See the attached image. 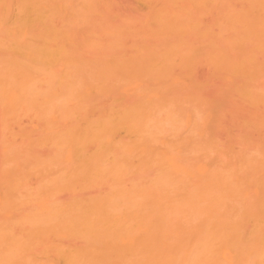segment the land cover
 Returning a JSON list of instances; mask_svg holds the SVG:
<instances>
[{
	"label": "rangeland",
	"instance_id": "obj_1",
	"mask_svg": "<svg viewBox=\"0 0 264 264\" xmlns=\"http://www.w3.org/2000/svg\"><path fill=\"white\" fill-rule=\"evenodd\" d=\"M12 1L13 0H10V2H8V6L10 5L9 3H11L10 9L8 8L9 9L8 10L9 14H8L7 17H9V18L11 17V13H12V16H15V13L13 15V11L15 12L18 2L19 1L22 2L24 0H14L13 3H12ZM205 1H207V0H205ZM220 1L223 3V0H220ZM220 1L217 0V4H216L217 6H215L216 10L213 9L214 7H212V5L210 6L209 3H207V4H209L207 6L208 7L210 6V9L204 10L206 8H204V6L202 5L203 4V0H180V1L179 0H177V1L176 0L175 1H173V0L172 1L171 0H64V2H66V3H64L63 0H59V1H56L54 3L55 5L53 4L54 7L56 6V3H58V5H59V7H57V6L55 7L56 10L54 11V15H53V13H51L53 15L52 16L53 19L50 18L51 14H50L49 11H51V10L53 11L54 9H49V7H48L47 15L49 13L48 17L50 19H52V21H55L54 23H56V20H57L59 14H61V16H63V18L60 16V19L61 18L63 20L66 19L65 21H63L61 19V21H63L62 23H61L60 20H59L60 23L57 21L59 23V25H60V28H61L59 31H58V29H59L58 23H57L58 26L56 25V27H53V26H55V24L52 23V25H51L50 24L51 20H48V22H50V23H48V25L52 26V28H54L57 31L56 34H58L60 31H64L62 33H65L66 31L69 32V33L66 32L67 36L65 35L67 37V39H66V37L64 35L62 36V34L60 33V36H62L63 38L65 37V39H66V41H64L65 43H62L63 40H64L63 38L59 39V41H61L62 45L58 44L60 42L58 41V39L56 37L57 36L59 37V35H55V33H51V36H52V34H54L56 36L55 38L52 36L53 40L56 39L54 41L55 43L52 41L54 45L52 43H51L52 45H50V42H51L50 40L52 39V37L49 39L50 35H48V37L46 39L49 42H46L45 46H47V43H49V45H50V46L48 45L49 46L48 49L53 51V49H51V48H53L55 46V44H56L57 48L56 47L54 48V52H57L58 49L60 50L61 49L60 47H62V48L64 47L65 51H64V49L60 50L61 52L62 51L64 52L63 56L61 57L62 59H60V56H61L62 53H60V51L58 50L59 51V57L58 58H59L60 61L58 59H56V62L58 61L60 63L59 64L57 63V65H53V66L50 65V63L52 64V61H50V60L54 61V59H53L54 57L53 56L51 58L49 57L50 60H48V62L46 61L48 58L45 59V57H48V55H52L51 51L48 54L47 53H43V55L41 53H39V51H42L44 49V46L43 47H41L40 45L37 46V43H36L35 40L37 38V40L40 39L41 42H42V40L46 38L44 35H42V37H41V35L36 36L37 34H39V32L37 33V31H35L36 34L33 32L34 35H31V36L30 35H26L25 37H19V39L21 40L22 43H24L26 41H27L28 44H29V42H31V44L33 43V45H35V46L32 45V47H35V50H36V47H37V50L39 49V51L36 53V54L39 53L38 56L36 54H34V55L37 56V57H41V55H42L41 58L45 59V61H46L45 63H49V61H50L49 65H48V64L44 63V60L43 61H39V59L38 60L36 59L37 61H39L38 63L43 62V64L40 63V65H45L46 66V69H43V67H41L42 70L41 69L40 70L42 72L41 71L40 72L41 73L45 72L43 77L44 78L47 77V78L50 79V80H47V78H46V80H45V81L48 82V84L52 85V80H53V83H55L54 85H57V83H58V81L60 79H61L60 81L63 80L62 82L65 81V83H67L66 77L68 75L66 76V74L70 73L69 75L73 76V74H75L76 71H77V73L74 75L75 80L73 78L70 79V80L71 81L74 80L73 85L75 83L78 84L77 86L80 89L79 91L82 92L83 94L85 92V95H87L88 98H86V96H85V98H83L84 95H81L83 99H87L86 102H84L83 105H82L80 102H83L84 100L83 101H81V100L79 101V99H76L77 95L79 96V94L76 93V90L78 91V88L76 90L73 89L75 91L67 90L68 91L67 92V96H72L71 92H72V94H73V92H75V94H77V95L73 94V100L74 101L71 99L72 97L70 98V97L66 96L67 97L66 99L70 98V100H69L70 102L68 100H66L67 102L64 101L65 99L62 100V101H64V104H66V106L64 105V107L62 106L63 103L60 102L62 104L60 105L59 108L63 107V109H65L66 112H68L66 117H63L62 110H60L59 108L58 109L61 111V113L58 114V113L55 112L57 110V109L55 110V108H56V106L58 104L55 106V108H54V104H55L54 102H51L52 104L54 103L53 107H52V104H51V106L46 105L51 100L53 101L52 95L58 94V93L61 94V91H62V95L64 94L62 86L65 85V83L63 84L62 82L58 83V85H57L58 87H56V86L53 87V85H52V87L54 88L53 92H52L51 86L49 85L50 86V90L52 92L51 96H50V92L45 90V91H47L49 93L48 94L47 92L45 93V91H44L43 97H46L45 96V94H46L47 96L49 95V98H50V99L47 98V101H46L45 98H43L44 102H46V103H44V106H43V104L39 103V102L43 103L42 99H38L40 101L36 100L37 98L42 97V95L40 96V94H41L40 91L38 92V90H40L41 88H39V86H38V89H36V92H38V93L34 92V96H33V102L36 101L35 102L36 104L33 103V108H35V109H33V112L35 114L33 112L24 113L25 111H22L20 106H19V104L18 103L17 104L14 103L13 100L10 98V96L9 97H5V96H8V94H6L5 91L8 92L7 88H9V86H11V83H12L14 78H16V79L18 77L20 78V73L21 72L16 74L17 77H16V75H12L11 74L14 71L13 69H11V67L13 66L14 68H16L15 66L17 65L16 62H15L16 65L12 64V61H14L12 59H13L14 55L17 54L18 52L16 51L17 49L16 50L14 49V47H16V46H14V47L11 46V43L13 45H15L17 43V39H16V42H15V38L16 37L12 35L13 38L10 37L8 39V37L6 36L7 34L4 35V34L0 33V42H1V44H0V66H1L0 69L2 67H4V68L1 69L2 71L3 70L4 71L3 72L0 71L1 72L0 76H1V74L3 75V73L5 72V68L9 69L7 67L10 66V69L12 70V72H9L10 70L9 71L6 70L7 72H5L6 74H4V76L6 75L5 77H7L8 74L10 73L12 75L11 78H13L10 83H8L9 80L5 79V77H4V80H3V76H2V79H0V81L3 80V82H0V85H1V83L2 84L5 83L7 85L10 84L7 87H4L6 85H1L0 86V88H1L0 90H1V93H2V95L0 94V97H1L0 98V102H1V105H0V108H1V111H0V167L3 168L2 165L3 166L7 165V164L4 163V162L7 163V161L10 164V162H12V160L16 157L15 154H17L16 158H18V161H17V166L18 167H16V169L13 170V166H11L12 170L15 172L16 175H13L14 172H11L12 171V170H10L11 168L7 165L8 169L4 170V169L0 168V171L1 170L5 171V174H4V172H1L3 174L0 173V177H2V178L3 177H5V178L7 177L6 179L9 180L8 182L9 183L10 182L13 183L14 180H16L13 176H15V177L19 176L18 173L21 174L20 171H23L25 176L28 178V182L29 183L27 182V186H28V184H30L32 187H34L36 185L38 187L39 184H41V182L46 184L47 181H50L52 179L55 180L56 178L59 179V178L62 177L61 180L64 178L63 179L64 181L63 180L61 181V180H58V179L56 181L57 185L59 184L58 186L53 187V185L56 183V182L54 183L53 180L49 182V183H51L53 188H50L51 185H49V188L47 187L48 185L44 184L46 186V188H45L44 185H40V189H43V191H44V188H45L46 192H50V193L54 192L53 193V198L55 200L59 201V203H63V202L66 203L69 200L71 201L72 199H77V198L81 199V200H86L88 198L90 199V198H93V197H94V199H104V195H105V197H107L106 195H107L108 192H109V195H110V191L111 190H113L112 194H115V193L117 194L118 193L117 192L118 188L120 189L121 192H123L122 190L126 191L124 194H126L128 196L130 195L131 199H130V196L128 198L132 201L133 200L132 199L133 195H131L130 193L127 194V192H131L132 194H136L137 192L134 193L135 191H141L142 192V190L145 191V190L148 189L147 192L149 191L151 194L149 192H148L149 194H146L147 192L145 194L147 196L148 195H152L153 198L151 196H148L150 198H147V196L145 197V194L143 195V198H142V194L136 196V198H139L141 196V198L144 200L143 201L140 198V201H141V204H140L139 203V199H137V202H138L139 205L143 206V203L144 202L146 203V204H144V207H140L138 209L141 210L142 208L145 209V207L148 208V206H146V205H148L147 201H149V203H150L151 200L153 199L152 201H154V202L151 203L152 206L149 205L150 209L148 208V210L154 209L155 211H158V209L160 207H162V208L165 207L166 208L167 205H168L167 209L169 208V206H171L170 208H172L174 205L169 204V201H170V203H172V202L175 203L176 200H178V199L180 201L182 200L181 197L183 198V196H179V193L180 194L183 193L181 191L185 190V188H187V187H185V185L186 186L189 185V184H187V181L189 183L188 177H189V179H193V176L191 174L192 171H191V173L189 171V169L191 168V165H192L191 163L194 162V161H192L193 159L191 160V158L194 157L193 153L192 152H191V154L189 153L190 150L192 151V149L190 147V146H192L191 142L192 141L193 142L197 141V143L198 142L200 143L201 141H205V140H207L208 137H210V139H211L210 142H212L211 143V146H212V160L211 161L212 162H208V163H211L210 165H211L212 170L216 171L218 174H221L226 179L228 178L229 183L233 182V180L235 181V183L238 182L237 184H235L233 182L234 185H233V187L231 186L230 188H234L232 190H235L237 188L236 191H238V190H242V191L244 190L245 191V192L244 191L242 192L243 194L241 193V191H239V194H242L241 195L242 197H240V199L241 198H243V200L246 199L247 202H248V201H251V200H248L250 195H252L254 197V199H253L254 201L257 199L258 195H261V193H262L261 196H263L264 195V193H263L264 189L263 190H260V189L263 188V186H264V103L251 104V103L246 102L245 98L240 96V91L236 90V89H238L237 88L238 84H239L238 81H236V83H238L237 87H234L235 86L234 85L235 82H233L232 79L229 76L228 77L225 76V78L222 79V77H224V75H226V74L222 73L221 71L218 72V71L214 70L209 65L210 64L209 63L210 60L208 61V59H210V58L208 56H206V54H205V56H203L202 53H204V51H202L200 53L201 55L199 54V52L197 53V51L192 52V51L198 50V49H200L199 51H201V49H205V52H207L205 47L207 46L206 42H209V40L207 41L208 36L206 35L207 32L205 30L209 29L208 32L210 33V32H213L212 31V30H214L213 27H216V29L214 31L216 33H220L219 32L220 29L217 27V25L219 26L217 21H219L220 18H222L221 20H224L222 16L225 15V14H222V13L220 14L219 13V15H220L219 17L220 18L218 17L216 19V16H218V12H217L218 10L220 12L221 11L222 12L225 11L227 13V9H228V11H231V9H232V12L236 11L235 13H238V12H242L243 10H245L246 6L248 5V4L245 3L246 1H242V0H228V1H226L224 3V4H228V6L227 5H223L222 6V5L219 4V3H221ZM15 2H17V4L14 5L15 6L14 7L13 4H15ZM62 2L65 4L66 8H65V6L63 5ZM200 3H202V4L200 5ZM194 4H196L197 6L194 5ZM12 6H13V8H11ZM63 6H64V8H63ZM50 7L54 8V7H52V5ZM14 8H15V10H14ZM17 8H18V6H17ZM62 9L63 10L66 9L64 11V13L62 12L63 11ZM165 9L167 10V12H166ZM162 11H164V12H162ZM168 11H170V12H168ZM173 11H175V12H173ZM178 11H180L181 14H182V15L180 13L178 14V16L181 17L180 19L177 16ZM182 11H183V13H182ZM2 12H4V11H2ZM55 12L58 14V16L57 15L55 16V14H56ZM186 12L189 13V15L191 16L188 19H190L191 21L193 20V22L195 21L194 22L195 26L197 25V27H198V28L196 27L197 28L196 31H200V32H203V33L206 32V34H204V37L206 39V42H205L206 44H203L204 43L203 42L204 40L202 39L203 35H202V38H201V35H200L201 33L200 32H198V33H200L198 35H194L195 30H194V33H191L193 31V26L191 28L190 25L193 24V23L190 22V24H189V22H187V21H186L187 25H185L186 23L185 24L183 23V21L188 20L187 17H186V15H187ZM0 13H1V11H0ZM184 13H186V14H184ZM228 13H231V12H228ZM3 14L4 13H1V16ZM161 14H164L163 15L164 18H163V16H161L162 18L160 19V15ZM165 14L169 15V16H165ZM170 14H171V17H170ZM172 14H176V15H172ZM183 16H185V17L182 19ZM167 17H170V21H171V19L173 20V17H174V19H175L174 21L176 22L175 23V27H173L174 26V22L173 21H171L173 23V26H172L171 22L168 23L169 22V18L165 22V19ZM158 20H159V22H157ZM161 20H163V21H161ZM181 20H182V24L183 25L180 24ZM6 21H7L8 25H9L10 20L7 19ZM163 22L165 24H168L170 27L171 26L173 27V28H171L173 31L171 30L170 33L168 31V29H170L169 27H168L167 30L162 31V33H164V34L167 31L166 32L167 35L161 34V31H160V33L159 32L156 33V31H155V30H158V28L161 30V27H163L162 29H166V28H164V26L167 27L168 25L164 24L162 26ZM159 24H160V27H159ZM5 25H7V24H5ZM64 25L67 28H63V30H62V27H65ZM188 25H189V27H185V26H188ZM101 26H103V30H102ZM176 26H178V27H176ZM184 27H185V29H184ZM210 27L212 29H210ZM104 28L106 29V31L104 30ZM181 28L183 30L190 31V33L187 34V32L186 33L185 32H181V30H182ZM84 29H85V31H84ZM96 29H97V31H96ZM174 30H176V31L179 30V32H177L179 34L177 35L176 31H174ZM92 31L95 34L98 33V31H99V33H100V31H102L103 33L101 32V34H103V35L107 34L106 39L109 42L114 41V44L112 45V44H110L107 41L108 42L107 46H106V44L103 45V43H105L106 40L105 41H101L103 43H96V42L94 43L93 41H96V40H93L91 38H95L96 36H94L95 34H93ZM226 31H227L226 33H229V34L224 33V34H226L225 37H224V34L222 35L224 37V39L227 38V37H231L229 39H233L234 38V37L232 38V36H234L233 31L232 32L231 31L228 32L229 30H226ZM90 33L93 34V35H89ZM173 33L176 34L177 38L176 37L175 38L177 40L179 39L178 37H180L179 35H181L180 33H183V34L185 33L187 35V36L182 37V40H180V42H182L181 43V48H180L181 50H179V46L180 45L178 46V42H176L177 40L174 38L175 35ZM216 33H215V35H216ZM231 33H233V34H231ZM85 34H87L88 37L89 36L91 37V38L89 37L90 40H93L92 41L93 45H92L91 49L95 48V49L100 51V49H98V48L102 47L103 48V52L104 51L108 52L107 56H106V53L102 52L103 53L102 54L101 51H100V56L98 54L99 51L96 50L97 53L95 52V50L91 51L90 45H89V49L90 50H82V48L87 43L86 42V38H85V37H87V35H85ZM101 34H99L100 38L102 36ZM84 35H85V37H84ZM205 35L207 36V38H206ZM227 35H229V36H227ZM8 36H11V35H8ZM217 36H215V37L217 38ZM222 36H219L220 39L223 38ZM6 37H7V39H6ZM88 37H87V40H88ZM219 37H218V39H219ZM17 38H18V36H17ZM100 38H97L98 41L100 40ZM20 40H18V41H20ZM183 40L186 41L187 43L189 42L188 44L189 45L191 44V46L186 44L187 47H185V48L182 47L183 45L185 46V43L183 44ZM44 41L45 40H43V42ZM225 41H222V42L224 43ZM2 42H3V44L5 42L6 45L5 44L2 45ZM7 42H9L10 45H8ZM42 43H41V45H42ZM201 43H202V45H201ZM38 44H39V41H38ZM65 44L69 45L70 48L73 47V49L72 50L69 49L68 48L69 46L65 47ZM96 44L97 45L98 44H100V45L102 44V45H101V47H97V48L93 47L94 45L96 46ZM109 44H110V47H109ZM173 44H176V45H174V46H176V48L173 47ZM43 45H44V43H43ZM192 45H194V46L192 47ZM104 46H106V47L104 48ZM197 46L198 47L204 46V48H197ZM40 47H41V49H40ZM86 47H84V48H86ZM108 47L110 49H112V50H110ZM112 47H114L115 49L112 48ZM249 47L251 48V46H249ZM11 48L14 49L12 51L16 52V53L13 52L14 53L13 56H12L13 53L11 54V51L9 50ZM67 48L69 49V52L66 51ZM74 48H75V51H74ZM136 48L143 49V52H142V50L139 51L138 49L136 51ZM171 48H172L173 51L175 50L174 52L170 50L171 53L173 52L174 54L177 53L176 49L178 48L177 51H179L178 54H180L181 57L178 54H176L178 56L172 55V54L170 56V53L168 51ZM173 48H175V49H173ZM182 48L185 49V51H187L188 49L190 50V48L192 50L187 51L186 54H185V51ZM194 48H196V49H194ZM48 49H46L45 51L49 52ZM86 49H88V47ZM108 49H109V51H107ZM116 49H117V51H116ZM70 50H71V53L73 52L72 53L73 55L70 54ZM111 51H113V52H111ZM165 51L168 52L170 60H168V58H165V56L168 55V54H166L167 52L165 53ZM181 51H183V52L180 53ZM188 52L190 53V55L192 53H193L192 55L196 54L195 55L196 58L195 57L193 58V56L191 55L193 61L189 62L188 59L191 60V57H189V55H188L189 53ZM68 53L70 54V55H68L69 58H66V55H64V54H68ZM160 53L162 55H164L163 57L167 60L166 67L164 66L165 70H166L167 66H169L170 70H171V64H173V63L175 65V68H176V66H178V67L175 69V68H173L174 65H172L173 70L170 71L169 68H167V70H169V72L164 74L165 72H164V69L162 67H163V63H165V61H163V63H160V62H162V60H161L162 58H160V55H159L160 61L158 60V54H160ZM17 55H15V56H17ZM53 55L56 56L55 58H57V56H58V55H56V53H53ZM108 55H109L108 59L109 60L112 59V60L109 61L108 59L106 60L104 58L103 60L104 61L106 60L105 62L102 61L103 63H98L99 59L101 58V56L102 57L105 56L107 58ZM185 55H186V57H185ZM112 56H115V57L118 56V57L117 58L113 57L114 58L113 59ZM120 56H123V58L121 59ZM17 57H19V56H17ZM206 57H208V59ZM64 58H66V60L70 59L71 61L66 62ZM80 58L82 60L85 58L88 61L87 62L85 60V62H86V65H85V62H84L85 66L83 65V61H81ZM118 58L121 59V60L116 61V60H118ZM155 58H156V60H154ZM145 59H146V61H145ZM17 60L19 61V58H17ZM144 61L146 62V64L147 63H149V64L151 63V65H149V66L147 64L148 68L146 67L147 69H150L151 67H153L150 70H154L155 71V68L156 67L158 68V66H160L159 67L160 69L159 68L158 69L161 70V71H159L157 68L156 69L159 72H164L163 74L162 73L160 74L158 72H156L155 74H154V72H151V73H153L154 75H156L158 73V75L159 74L161 75V78H155L154 75L153 76L149 75V74H151V73H148L150 70L147 72V69L144 67V65H146V64L143 63ZM156 61H157V63L159 62L158 66L155 64ZM168 61H171V62H168ZM184 61H185L186 65L183 63ZM36 62L33 61L32 63L35 65ZM123 62L125 63L124 65H122ZM179 62L180 63L182 62V66L185 65L186 67H188V69L185 66L181 67ZM191 62H192V64L189 65V63H191ZM168 63H169V65H168ZM33 64H31V65L34 66ZM53 64H55V63H53ZM65 64H68V66L66 67ZM176 64H178V65H176ZM187 64L190 66V68H189V66ZM47 65H48V67H47ZM81 65H83L82 66L83 68L81 67ZM115 65H117L118 67H114ZM120 65H122V67ZM37 66L38 65H35L36 68H40V67H37ZM69 66H72V67L76 68L75 69L76 71L73 70L72 68H71L72 69L71 70L69 68ZM124 66H125V68H124ZM35 67H33V68H35ZM79 67H81L82 69L79 68ZM112 67L113 68H117L116 70H118V71H115ZM119 67H121L120 70H119ZM19 68H20V66H19ZM30 68H32V67L30 66ZM127 68L129 69V71H128ZM35 69L33 70V73L32 72H29V73L27 72L26 73L27 81H24V82L28 83V79H30L31 81H29V83L31 82L30 84H32V88L33 89H34V86L37 84V82L38 81L40 82L43 79L41 73L39 74L40 76H38L36 74V72L39 71V70L38 69L35 70ZM97 69L100 70V72L103 71V70L107 71L108 73L114 72L113 73L114 74V79L111 78L110 81H107L108 79L106 80V78L104 80L102 78V81H101L100 80L101 77H100L99 80L97 79L98 83L102 82L100 84V87L102 86L103 92H102V90H98V91L96 90L95 91V89H97L95 87L93 89H91V87L95 86V85L99 89V84L97 85L96 83H93L94 79L96 80V78H97V77H95V74H97V72H98ZM121 69H123V71L127 70V71H125L126 73L122 72ZM68 70L70 72H68ZM108 70L111 71V72H109ZM16 71L18 72V71H22V70H18L17 69ZM16 71H14V73H16ZM28 71H30V70H28ZM74 71H75V73H74ZM66 72H68V73H66ZM107 72L106 73L103 72L104 74L102 73L104 75V77H105V74H106V76L110 77V75H108ZM170 72H172V73H170ZM30 73H31L32 78H31V76H29ZM64 73H66V74L63 75ZM33 74H35L38 77V79H39V77H41L40 80H38L36 78V76H34ZM82 74L83 75L85 74L84 77L86 76V78H84L82 76ZM102 74L100 73V74H97V75L100 76ZM61 75L64 76V77L66 76L65 79H64V77L62 79ZM158 75L156 77H158ZM160 75H159V77H160ZM70 76L68 78H70ZM151 76L154 77V78H152ZM8 77H10V76H8ZM109 77H107V78H109ZM111 77H113L112 74H111ZM54 78H55V80H54ZM16 79H14V80L16 81ZM85 79H87V82L85 81ZM56 80H58L57 83H56ZM105 80L110 85V87H112L110 90L107 87L108 84H105L106 83ZM115 80H117L118 82L115 81ZM5 81H7V82H5ZM35 81H36V84L34 85ZM75 81H78V82H75ZM39 82H38V85L43 83V82L42 83L40 82V84H39ZM83 83H84V85H83ZM88 83L90 85H91V83H93L95 85H92L91 87L89 85L90 88H87L86 84L88 85ZM44 84H46V83H43V85H41L43 88H44V86L46 87V85H44ZM48 84H47V87H48ZM67 84H66V87H64V88L68 87ZM70 84H72V82ZM263 84H264V77H262L260 79L259 86H262ZM59 85L60 86L62 85V86L60 87ZM73 85H71V86H73ZM47 87H46V89H47ZM239 87H240V84H239ZM55 88L58 89V90H56V92H54ZM59 88L62 89L60 92H59ZM102 88H100V89H102ZM2 89H6V90H2ZM90 89H91V91H90ZM152 89L156 93L151 92V93H154V94H151L150 91ZM154 89H156V90H154ZM70 90H72V89L70 88ZM157 90L160 91V93ZM65 91H66V89H65ZM41 92H43V89H41ZM145 92H146V94H145ZM157 92L161 95V97H159L160 95ZM147 93H150V94L148 95ZM37 94L40 97H38ZM68 94H70V95H68ZM192 95H197L198 98H196V101H198L199 104H197V102H196V105H199V107L195 105V97L194 96L192 97ZM58 96L59 95H57V97ZM74 96H76V98ZM61 97L62 96L60 95V97H58V98H61ZM80 97H78V98H80ZM141 97L142 98L145 97V100H142ZM7 98H8V100H7ZM34 98H35V101H34ZM63 98L64 97H62L61 99H63ZM159 98H161V99H159ZM189 98H191V100H190V102L188 104ZM152 99H154L153 102L151 101ZM57 100H55V101H57ZM76 100H78V101H76ZM138 100H142V102H140L142 107L144 105L143 102H148L147 105L149 103H152V105H153V107H152L153 109L149 110V113L145 114V112H143L145 114L144 117H143L142 114H140V110L142 109V107L139 106L140 109L138 110L139 107L137 108V105L135 104L136 101H138ZM59 101H61V100L59 99ZM193 101H194V103H193ZM191 102L196 107H194V105ZM3 103L6 104V105H4ZM37 105H39V107ZM81 105H82V107H81ZM134 105H136L135 108H136V110H138L137 112H139V113L135 114L134 111H131L132 113L130 112V110L135 109V108H132V107H134ZM147 105L145 106L146 109L144 107L146 112H147ZM152 105H149V106L151 107ZM200 105H201V110L198 111V109L200 108ZM5 106H6V108H5ZM18 106H19V108H18ZM130 106H131L132 109L130 108ZM191 106H193L192 107L193 109L194 108H197V109L193 110L191 108ZM16 107L18 109H20L22 113H20V110H17ZM36 107L39 108L40 110H38ZM41 107H42V109L44 108L43 110H45V112L47 110H50L51 108L54 109L55 111H53L52 109L50 110V115L53 113L52 116L49 115V111H47L46 114L44 115L45 112L43 113V111L41 110ZM79 107H81V109ZM127 108L130 109L129 112H126V111H128ZM2 109L4 110V112L2 111ZM36 109H37V111H35ZM122 109H123V111L126 114L122 112ZM144 109H142V110L144 111ZM11 110H14L15 112L14 111L12 112ZM59 110H57V111H59ZM114 110H116V113H115ZM119 110H121L122 117L119 116L120 114L117 115V112ZM16 111H17V113H16ZM200 111H201V113H199ZM195 112H197V113L195 114ZM41 113H43V114H41ZM47 113H48V115L50 117L47 115ZM110 113H112V114H110ZM118 113H120V111ZM128 113H129V115H132V114L133 115L134 114L138 115V114H140L142 116L141 117L137 116L139 118H136V116L134 117L132 115V117L129 118L130 116L129 115L127 116ZM38 114L42 115V117L40 119L38 118V117H40V115H38ZM63 114L65 116L66 113L63 112ZM123 114L125 115V117H124ZM197 114H201V115H199V117H198ZM46 116H48L49 118H47ZM109 116L111 118L112 117L113 118L116 117L115 120H117V117H119L117 122H120V125L122 126L123 129L116 128V127H118L119 123L115 124L116 122L115 123L111 122L112 120L113 121H115V120L113 118L110 120ZM104 117H106V118L104 119ZM142 117L144 119H142ZM42 118L44 119V120H42L43 123L41 121ZM45 118L47 120H45ZM100 118L104 119L102 121H105V120L107 121V118H108V120H110L108 122L109 125L106 124L107 123L106 121L103 123L100 120ZM120 118H122V119L125 118V120L128 119V121H123L124 119L121 120ZM132 118L133 119L136 118L135 122L138 121L137 119H139V121L141 122L140 126H141L142 121H143L144 125L150 128L151 135H150L149 132L148 133L144 132V131L148 130V128L145 127V126H144L143 131L141 132V130L143 128L142 127L143 124L141 126L142 128L139 129L140 126L138 127L136 123H135V125L137 127H135L134 124L130 123L131 120H129V119H132ZM83 119H85L84 120L85 122L88 121L87 122L88 125H89L90 122H92V124L95 126L94 128L99 129V131L101 130L100 131L101 134L99 135V133H98L99 131L94 129L92 126L91 127L94 130H92V128H90V130H89V127L88 126L86 127L87 124L85 125V123L82 122ZM140 119H142V121ZM197 119L200 122L199 124H197L198 122L195 123V121ZM119 120H121V121H119ZM46 121H47V123L50 122L52 126L50 125V123L47 124ZM94 122L99 124V126L97 124H94ZM98 122H101V123H98ZM110 122H111V124L114 123L115 125H117V126H115V125L114 126H115V129H118V130L115 131V129H113L114 126L110 127L111 126ZM45 124L48 125L47 126V128L49 127L48 129L46 128V126H44ZM79 124H82V125L80 126ZM105 124L108 125V128L109 127H110V129L112 128V131L109 132L110 129L107 130L108 128H106ZM130 124L133 125V127L138 128V130L140 131V135H141L140 137H138L139 135H137V133L136 134L134 133V131H135V132H138V134H139V131L138 130L136 131L135 128H132V126ZM75 125H76V127L78 126V128H75L74 127ZM83 125L87 129L82 127ZM104 125H105V128L103 127ZM195 125L198 126V127H199V125L202 126V128H199V129H197L198 127H194V128H196V134H194L195 133V131H194L195 129L193 128V126H195ZM50 126H51V129H50ZM96 126H98L100 128L102 127V129L97 128ZM80 127H82V130H84L86 132H81L82 130H81ZM72 128H75V129L71 130ZM125 128H126V131H125ZM192 128L194 130H192ZM69 129L71 130V132L74 135L72 134V136H71V132H70ZM68 130H69V135L70 136L66 133V131L68 132ZM103 130H104V132H102ZM130 130H131V132L132 131L133 132L130 133ZM93 131L95 132L96 136H97V133H98L100 138H104V139H101L102 142H103V140L105 141V142H103V147H104V149L106 151H103V152H105L106 154L111 156V158H109V156L108 155L106 156V154H105L104 157H107V158H104L105 159L104 160L103 159V155L100 153V150L101 151L104 150V149H102L100 147L102 143L99 145V142H97V145H99L100 150L96 151V156L95 157L99 158L98 160L100 162L102 161V163L103 162L104 163L108 162L107 164L110 163V166L111 167L113 166L112 169L114 170L113 171L109 165L103 163L104 166L106 165V166L109 167L108 171L111 169L110 170L111 172L106 171L107 167L105 166V168H106L105 169L104 166L99 164L100 162L98 160H96V158L94 157L95 160L97 162H99L98 165L99 166L101 165V167L103 168L102 169L103 171L101 172V174L102 175L105 174L104 176H102L99 173L101 175L102 179H101V177L99 179L97 178L98 181H96L97 179L95 180V178L97 177V176L94 177L95 174H94V176H92L93 174L91 173V175L89 174L88 177H87V175L86 176L81 175V172H82V174H84V173L87 174V173L91 172L90 169H93V168L96 167V166H93L91 168V165H92L91 163H93L95 161V160L94 161L93 160L90 161L91 159H88L91 155H89L88 158H86L87 156H85V155H87L85 151H87V153L89 154V152H92L94 150V148L96 149L97 145H95V147H93L94 144H96L94 142H96V141H98L100 139L99 136H97L98 138H96V141H95V138L93 137L94 136L93 135L94 134ZM96 131H97V133H96ZM90 132L92 133V135H91ZM113 132H114V135L112 136L111 133L113 134ZM126 132H128V133H126ZM61 133H63V134L66 133L65 134L66 135L65 136L66 140H65L64 135L61 134ZM81 133H82V137L84 136L83 139H85V135L86 136L90 135V137L92 136L94 138V139H92L94 141L93 144H91L92 147H91L90 144L87 145L88 143H91V141H92V140H90V137H87L82 144L80 143L81 141H79V140L82 139V137L79 139V137L81 136ZM84 133H85V135H84ZM102 133H104V135ZM129 133L132 134V135L135 134L134 136H137L136 139H138V138L141 139L142 138V134H145V135L148 134L146 136H149V135L152 136V134H153L154 135L153 136L154 139L152 137V141L151 142L149 141L147 143H145V141H148V140L145 139L144 142H143V143H145V145H144L142 142L139 143L140 140H136L133 136H131L132 139H133L132 140L131 137H129L130 135H128ZM105 134H106V136H105ZM109 134H110V136H112V138L108 136ZM56 135H58L57 136L58 138L59 137L61 138L63 136L62 139H64V144H66V145L62 144L63 141L61 139H59L61 142H60V144H58L59 140L56 141V138H57ZM70 137L72 138V140H73L72 142L73 143L70 142V140H71ZM143 138H145V137H143ZM143 138H142V140H143ZM150 138L151 137H149V139ZM48 139H50V140H48ZM54 139L56 141V143H54L55 146L53 144V142H55ZM76 139H79V140L77 141ZM83 139H82V141H83ZM88 139H89L90 142H88ZM194 139H195V141H194ZM47 140L49 141V144H48ZM67 140L69 142H67ZM108 140H110V141H108ZM114 140H115V142H114ZM134 140L138 141L137 144L136 143H135L136 145L133 144L135 147H133L132 145L130 146V144H132ZM51 141H52V144H51ZM76 141H77V143L78 142L79 143L77 144ZM85 141H86V145L89 146L88 149H86L87 146H85ZM120 141H121L122 144H120ZM44 142L45 143L47 142V144H44ZM110 142H113L114 144L112 143L113 145H111ZM118 142L121 145V146L119 145L120 146L119 148L121 149L122 146H123L125 152L123 151V149L120 150V151H123V152L119 153V151H117L118 150V148H117L118 147ZM69 143L71 145H69ZM127 143H129V144L126 145L127 149H125L126 146L124 147V144H127ZM149 143H151L152 146H150ZM72 144H76V146H74ZM79 144H80V146H79ZM105 144L111 145V148H109L110 150L105 148L106 147ZM147 144H149V146ZM56 145H57V147H56ZM109 145H107V146H109ZM115 145H117L116 146L117 150H115L116 149ZM137 145H139L141 147L139 148ZM53 146H54V148H53ZM65 146H66V148H64ZM161 146H163V147H161ZM167 146L170 147V149L173 151L171 153H175L174 155L171 154V155H169L170 157L168 155L165 156L164 153H167V151L165 152L164 148H166ZM179 146H180L181 149L178 148ZM67 147H69V148H67ZM76 147L77 148L79 147L82 150V152H81V150L79 148H78L79 149V151H78V149ZM148 147H151V148L148 149ZM174 147L175 148L177 147L176 150L174 149ZM189 147H190V149H189ZM11 148L12 149L13 148L17 149V151H15V150L9 151V152H12V151L16 152V153L14 152V155H15L14 158H13L12 154L11 155L7 154L8 149L10 150ZM74 148H75V150L77 149L76 152L74 151ZM160 148H162L163 151L161 149L160 152H159L158 150ZM57 149H60V150H57ZM71 149H72V153H71ZM185 149H189V150H185ZM55 150H57V151H55ZM83 150H84V152H83ZM111 150H112L113 154L110 152ZM167 150H169V149H167ZM114 151H115V153H114ZM156 151H157V153H156L157 155L159 153L162 156H165V158L167 160V166L170 167V171L172 172V174L174 173L173 174L174 179L176 178V180H178L177 179L178 175H179V177L181 176V178H179V180H178L180 182H178L176 180L174 181V184H175L174 185V190L173 189L171 190V187L173 186V184H170V183L169 184H165L167 182V180L163 184L161 183L162 181H157V180H159L161 178L160 177L161 173H162V176H163V171H161V173H160V171H157L156 166L154 164L147 165L145 163L146 160H148L152 156L153 157L155 156L154 154H155ZM77 152H80V153H77ZM75 153L79 154V156L82 157V158H80L79 156H77V158H75V159H79L80 158V161L73 159V155H75ZM121 153H122V155L125 158L122 155H120ZM146 153L148 154L149 157L146 156ZM149 153H150V155H149ZM187 153H189L190 155L187 154ZM100 154H101L102 157H97V155L100 156ZM6 155H8V156L10 155L12 157L6 158ZM113 155H114V157L112 158ZM116 155L117 156L119 155V156L116 157ZM83 156H84V159L88 160V162L83 159ZM74 157H76V156H74ZM145 157L148 158V159H145ZM90 158H92V156ZM100 158L103 159V160H100ZM115 158L117 159L116 161L114 160ZM155 158H153V159H155ZM157 158H158V156H157ZM9 159H11V160H9ZM15 159L13 161H15V163H16L17 159L16 160ZM82 159H83V161H81ZM144 159H145V161H143ZM245 160H250V161L244 162ZM75 161L76 162L79 161V163H82V164H79V163L77 164ZM117 161H118V164H116ZM182 161L183 162L184 161H190V166H189V164H185L186 166L188 165L187 167H189V169L187 167H185V165H184L185 162L182 163ZM95 162L93 164L97 165V163H95ZM259 162H261L263 168L259 165L260 164ZM15 163H14V166H15ZM18 163L21 165V167H20V165H18ZM84 163H86L85 165H87L89 167L83 165ZM256 164H257V166H260L259 168H262V169H260L259 172L256 171V168H257V166H255ZM79 165H80V167H78ZM81 166H82V168H81ZM83 166H85V168ZM4 168H6V167H4ZM86 168H87L86 171H84V170L82 171V169H86ZM96 168H98V167H96ZM259 168H257V169H259ZM79 169H80V172H79ZM115 169L116 170H120V172L118 171L117 173H114V172H116ZM6 170H10L9 171L10 173H8V171H6ZM93 171H95V169ZM99 171H101L100 167H99ZM105 171L107 173H109V174H107ZM78 172H79V176H77ZM158 172L160 173V175H156V174H159ZM171 172H169V173H171ZM257 172L259 174H256ZM71 173H74V174H71ZM110 173H112V174H110ZM164 173H165L164 174V176H165L166 172H164ZM9 174L12 177L9 178L8 177ZM96 174H98V173H96ZM113 174H114V176H113ZM154 174H155V176H157L156 179H154L155 178ZM184 174L186 175L185 179H184ZM71 175H73V176L76 175L75 177H77V178L79 177V178L77 179V178L74 177L72 179V177H71V181H68ZM67 176H69V177L66 179ZM83 176L85 177L84 179H83ZM238 176H239V178H238ZM240 176H241V178L245 177L244 178L245 180L244 179H240ZM158 177H159V179H158ZM2 178H0V179H2ZM12 178H13V180H12ZM86 178H88V179H86ZM162 178H164V177H162ZM171 178L173 179V177H170V179L168 178L169 181L172 180ZM231 178H233L232 181H230ZM247 178H248V181H247ZM6 179H5V181H6ZM45 179H46V182H43ZM150 179L154 182V184L155 183H156V185L158 184L157 186L160 187L162 193H161L160 190H158L159 189L158 187L156 188V187H154L152 185L153 183L152 184L149 183L151 181ZM180 179H182V180H180ZM91 180H93V182ZM154 180H156L157 182L154 181ZM160 180H163V179H160ZM184 180L186 181L185 183L182 182ZM38 181H39V184H37ZM245 181H247V182H245ZM158 182H160L162 185H165V187L162 186ZM225 182H224L223 186L227 185ZM1 183H2V180L0 182V187H1ZM9 183H7V181L4 182V184H6V185H4L2 183L3 184L2 185L3 188L2 189L0 188V190H2V191H0V197H1V193L3 192L2 193V195H3L2 198H4V199L7 198L6 196L10 197L9 194L12 193L11 191H10L11 193H9V189L11 188V187H9ZM259 183H260L261 186L263 184V186L260 187V189L258 187ZM149 184H151V186ZM159 184L163 188L161 186H159ZM182 184H185L184 187H183ZM190 184L192 185L193 182L190 183ZM256 184H258V186ZM169 185L170 186L172 185V186L170 187ZM180 185H182V186H180ZM4 186L7 189L6 188L4 189ZM42 186H43V188H42ZM152 186L154 188H156V190L158 192L160 191L159 194L157 193L158 196L156 194L155 195L153 194L152 190L154 188L152 189L151 188ZM223 186H221V187H223ZM227 186H225L224 188H219V189L223 190ZM32 187H30V188H32ZM175 187H177V189H175ZM180 187L181 188L183 187V189H181ZM191 187H189L188 189H190ZM27 188H29V187H27ZM47 188L50 189L51 191H49ZM115 188H117V189H115ZM3 189L4 190H8V195H6L7 191L5 193V191H3ZM40 189H38V190H40ZM150 189H152V190H150ZM226 189L229 190L228 188H226ZM226 189H225V191L220 190L221 195H223V194L226 195V193H223V192H226ZM115 190H117V191L115 192ZM165 190L167 191V193H164ZM32 191L35 192V188ZM258 191H260V192L258 193ZM16 192H18V191H16ZM14 193H15V191H14ZM154 193H156V192H154ZM174 193L176 195H174ZM232 193H233L232 195H229L230 199H232L231 196L235 195L234 192H232ZM121 194H123V193H121ZM121 194L119 192V196ZM137 194H139V193H137ZM164 194L166 195L165 199L161 198V196L162 197L165 196ZM168 194H169V196L167 197ZM229 194H231V193H229ZM126 195L124 196L123 199L121 198L122 196L120 197L121 199L119 198L118 195L116 196V197H118V200L120 199L119 201L116 200L117 203L120 202L118 204L119 206H117V204L114 201H113L114 203H112V204H115V206L121 207V208L124 205L127 204L128 205L127 206L128 209H131V207H132V209L137 210L136 207L133 208V206L135 204H137V202L135 201V204L132 205L133 202L130 201L132 203L131 204L128 201L129 199L127 198ZM170 195H171V197H170ZM155 196L158 197V200L161 199L160 200L161 204H159L160 201H158ZM173 196L176 197V200H175V198ZM223 196H222V198H224ZM236 196H237V194L234 197H236ZM95 197H97V198H95ZM227 197H228V193H227L226 199H224V201L225 200L227 201ZM2 198H0L1 202L5 201ZM125 198L127 200H125ZM144 198L145 199L147 198L146 199L147 201H145ZM171 198H172V200H170ZM236 198H238V197H236ZM250 198H252V197L250 196ZM162 199H164L165 203L163 202ZM168 199H169V201H168ZM230 199H228V201H229L228 204H230V201H231ZM122 200H123V202H122ZM165 200H167V202ZM179 200H178V202H179ZM246 200H245V202L243 201V205H239V203H238V206H242L243 207V206L248 205ZM124 201L125 202L127 201V202L125 203ZM234 201H235V199L233 200V204L232 205L230 204L229 206H228V204L226 205L227 202L226 203L224 202V205L226 207L227 212H228L230 206L231 207L234 206L236 208V206L234 205V203H236V201L235 202ZM162 202L164 204H163V206H160V205H162ZM237 202H239V200ZM65 203H63V204H65ZM123 203H124V205H123ZM231 203H232V201H231ZM248 203L250 204L251 202H248ZM138 204H137V206H138ZM158 206H159V208H158ZM127 207L125 206L126 209H127ZM151 207H153V208H151ZM154 207L156 209L157 208L158 209L156 210ZM227 207H229V208H227ZM162 208H160V209H162ZM3 209H4V207H3ZM160 209H159V211H160ZM231 209L234 210V208H231ZM230 212H228V213L230 214ZM231 214H232V212H231ZM222 258L227 263H232L234 261V259L232 257V254L229 251H225L222 254Z\"/></svg>",
	"mask_w": 264,
	"mask_h": 264
},
{
	"label": "bare ground",
	"instance_id": "obj_2",
	"mask_svg": "<svg viewBox=\"0 0 264 264\" xmlns=\"http://www.w3.org/2000/svg\"><path fill=\"white\" fill-rule=\"evenodd\" d=\"M13 1H12V3H13ZM56 1H59V0H24L22 2H20V1L18 2L17 1L18 4H17V2H15V4H13V6L16 5V4L18 6V8L16 6V10L14 8L15 12L13 11V15L15 13V16H12V13H11V17L12 18L11 17L9 18L7 16L9 14L8 13L9 12L8 10L10 9V5H11V3H9L10 5L8 6V2H10V0H0V11H1V13H4L2 16H1V13H0V33L1 34H4V35L7 34L6 36L8 37V39L10 37H12V35L15 36L16 37L15 38V42H16V39H17V43L15 45H13L11 43V46L12 47H14V46L17 47V48L14 47V49L15 50L17 49L16 51L18 52L17 53L18 55L17 54H15V55H17L19 57H17V56L14 55V53H16V52L15 51H12V50H14L13 48L9 49L11 51V54L14 52L12 54V56L14 55V57L12 59L14 61H12V64L14 65L15 62L17 63V65L15 64L16 65L15 66L16 68H14L12 66L13 68L11 67V69H13L14 71H16L17 69L18 70H22V71H18V72L16 71V73H14V71H13L14 74L11 73L12 75H16L17 73L21 72L20 73V78L19 77L17 79L14 78V79H16V81H15L13 78H11L12 75L10 73H9L10 75L8 74V76H10V77L7 76L8 77L7 78V77H5L6 75L4 76V74H6L5 72H7L9 70H10L9 72H12V70L10 69V66L9 67L6 66L9 69H6L5 68V72L3 73V75L1 74L0 79H2V76H3V80H4V77H5V79L9 80L8 83H10L12 79H13V81L11 83V86H9L10 84L7 85L5 83L4 84L1 83V85H6L4 87L9 86V88H7L8 92L5 91V93L8 94V96H5V97H9L10 96V98L13 100V102L16 103V104L18 103L19 106H20V108H21V110L22 111H25L24 113H31V112H33V109H35V108H33V103L36 102L35 101V98L36 97L34 98V101L35 102H33L34 92L35 93H38L40 91V93H41L40 96L42 95V97L38 96V94H37V96L40 97V98H37L36 100L37 101H40L38 99H42L43 103L42 102H39V103L43 104V106H44V103H46V102H44V99L43 98H45L46 101H47V98H49V95L47 96L46 94H45L46 97H43L44 91L47 90L48 92H50V96H51V93L54 90L53 87H55V86L58 87L57 86L58 83L59 82L61 83L63 81V80L60 81L61 79L59 81L56 80V83H57V81H58V83H57V85H54L55 83H53V80L51 79L52 80V85H53V87H52V85L48 84V82L45 81L47 77L46 76H45L46 78L43 77V75H44L45 72L41 73L42 72L41 71L42 70L41 67H43V69H46V66L45 65H40V63L43 64V62L38 63L39 61H43V60H44V63L46 61L48 62V60H50L49 57L51 58L52 56L54 57L53 58L54 61L53 60H50V61H52V64L49 61L50 65L53 66V65H57V63L58 64L60 63L58 61L56 62V59L59 60V58H58L59 57V51L61 49H64V47L63 48L60 47L61 49L60 50L58 49L59 51L57 50V52H54V48L56 47V44H55V46L53 48L50 47L51 49H53V51L50 50V49H48V47L50 45H52L53 42L56 40V39L53 40V37L54 38L56 37L55 35H59L60 38L58 36L56 37L58 39V41H59V39L63 38L62 37L63 35L64 36L65 35L67 36V34H66L67 31L66 30H65L66 31L65 33H62L64 31H60L58 34H56L57 31L54 28H52V26L48 25V23H50V22H51L50 23L51 25H52V23L55 22V21H52V19H53L52 16L54 15V11L56 10L55 7L56 6L59 7L58 3H56V6L54 7V5H55L54 3ZM173 1H175V0H173ZM226 1H228V0H225V1L223 0V3L220 1L221 3H219V4L222 5V6L223 5H227L228 6V4H224ZM242 1H246L245 3L248 4L246 6V9L243 10L242 12L235 13L236 11L235 12H232V9H231V11H228V9H227V13L225 11H224L225 13L222 12V11L220 12L219 10L217 11L218 12V16H216V19L220 16L219 13L220 14L221 13L222 14H225V15L222 16L224 20H221L222 18L219 17L220 19H219V21H217L218 24H219V26H220L219 27L217 25V27L220 29V30L218 29L220 33H216L214 31L216 29V27H213L214 30H212L213 32H210V33L208 32L209 29L208 30H205L207 32V34H206V32L203 33V32H200V31H196L198 27H197V25L195 26V23H194L195 21L193 22V20L191 21L190 19H188L191 16L187 12H186L187 13L186 17H187V19L189 21L188 20H185V21H183V23L185 24L186 21L189 22V24H190V22L193 23L194 25L193 24L190 25L191 28L193 26V31L191 33H194V30H195L194 35H198V34L201 33L200 34L201 35V38H202V35H203V38L202 39L204 40L203 41L204 42L203 44H206L207 43V46L205 47L207 52H205V49H201V51H199L200 49H198V50H194L192 52L197 51V53L199 52V54H200L202 51H204V53H202L203 56H205V54H206V56H208L210 58V59H208V57H206L208 59V61L210 60V62H209L210 64L209 65L214 70H216L218 72L221 71L222 73H225L226 74V75L223 74L224 77H222V79L225 78V76H227V77L229 76L232 79V81L235 82V84L233 83L235 85V86L233 85L234 87H237V84L238 83H236V81H238L239 84H240V87H239V84H238V87H237L238 89H236V90L237 91H240V96H242L243 98H245V101L246 102L251 103V104L264 103V84L262 86H259L260 79L262 77H264V0H242ZM63 2H64V0H63ZM64 3H66V2H64ZM64 3H63V5L65 6ZM207 3H209L210 6L212 5V7H214L213 9L216 10L215 6H217L216 5L217 4V0H207V1L203 0V4L200 3V5L202 4L204 6V8H206L204 10L210 9V6L209 7L207 6L209 4H207ZM196 4H194V5H196ZM51 5L54 8H51L50 7ZM13 6L11 8H13ZM64 6H63V8H64ZM48 7H49V9H54L53 11L52 10L49 11L50 14L53 13V15L51 14V16H50V18H52V19H50L48 17L49 16V13L47 15ZM65 8H66V6H65ZM65 10L66 9H64L62 12L64 13ZM2 11H4V12H2ZM162 12H164V11H162ZM166 12H167V10H166ZM168 12H170V11H168ZM173 12H175V11H173ZM228 12H231V13H228ZM179 13L181 14V12L178 11L177 16H178ZM182 13H183V11H182ZM186 13H184V14H186ZM56 15L58 16L57 13L55 14V16ZM163 15L164 14H161L160 15V19L162 18L161 16H163ZM172 15H176V14H172ZM60 16H61V14H59L58 18L56 17L57 20H56V23H54L55 26H53V27H56V25L59 22V20L61 21V19L63 18V16H61L62 18L60 19ZM165 16H169V15H166L165 14ZM170 17H171V14H170ZM170 17H167L165 19V22L169 18V22L168 23H170L171 21H173L174 22V26H173V23L172 22L171 23H172V26L175 27V23H176L174 21L175 19L173 17V20L171 19V21H170ZM184 17L185 16H183L182 19ZM163 18H164V16H163ZM178 18L180 19L181 17L178 16ZM7 19L10 20L9 25H8V23L6 21ZM48 20H51V21L48 22ZM65 20H63V21H65ZM163 20H161V21H163ZM63 21H61V23ZM157 22H159V20ZM59 23H58V25H59ZM5 24H7V25H5ZM164 24L165 23L163 22L162 23V26ZM180 24H182V20H181V23ZM165 25H168V24H165ZM185 25H187V23ZM172 26L171 27L169 25L167 27L164 26V28H166V29H162L163 27H161V30L158 28L159 31L158 30H155V31H156V33L157 32L160 33V31H161V34H164V33H162V31L167 30L168 27H169L170 29H168V31L170 33L171 30H172L171 28H173ZM58 27H59V29L58 28L57 29L59 31L61 29L60 28V25ZM159 27H160V24H159ZM176 27H178V26H176ZM185 27H189V25L188 26H185ZM185 27H184V29H185ZM63 28H67V27L66 26L65 27H62V30H63ZM101 28L103 30V26H101ZM97 29H96V31H97ZM210 29H212V28L210 27ZM104 30L106 31L105 28H104ZM176 30H174V31H176ZM179 30L176 31V33L179 32ZM182 30H181V32H185V33L187 32V34L190 33V31H186V30H183L182 31ZM226 30H229L228 32H230V31L232 32L233 31V33H234V36H232V38L234 37L233 39H229L231 37H227L228 39L227 38L224 39L225 35L226 34H229V33H226L227 32ZM35 31H37V33L39 32V34H37L36 36L41 35V37H42V35H44L46 37V38L44 37L45 39L42 38L43 40H45L44 42L42 40V42L44 43V45H43V43L41 42L40 39L37 40V38H36V40H35L36 43H37V46L38 45H40L41 47L44 46V49L42 48L43 49L42 51H39V49L37 50V47H36V50H35V47H32L33 43L31 44V42H29V44H28L27 41L24 42V43H22L21 40L19 39V37H25L26 35H30V36L31 35H34L33 32L36 34ZM84 31H85V29H84ZM101 32L102 31H100V33H99V31H98L99 34H101ZM166 32H165L164 35H167ZM198 32H200V33H198ZM51 33H55V35L52 34V36H53L52 37L51 36ZM60 33L62 34V36H60ZM67 33H69V32H67ZM92 33H93V31H92ZM98 33H96V34L93 33V34H95L94 36H96L95 38H91L89 36L91 39L96 40V41L90 40L89 37H88V35H87L88 33L85 34V35H87L88 40H87V37H85V35H84V37L86 38V42H87V43L85 42L86 45L84 47L87 46L88 49H86L87 47L86 48L83 47L82 50H90L92 48V45H93L92 41L94 43L95 42L96 43H103L101 41H105L106 40L105 43H103V45L106 44V46H107V43L109 42L106 39L107 34L106 35L101 34L102 36L100 38V36H99ZM215 33H216V35H215ZM224 33H226V34H224ZM233 33H231V34H233ZM93 34L90 33L89 35H93ZM173 34L175 35L174 38L175 37L177 38L176 34L175 33H173ZM178 34L179 33H177V35ZM180 34L182 35L183 33H180ZM184 34L182 36L179 35L181 38L178 37L179 38L178 40L175 38L177 40L176 42H178V46L180 45L179 46V50H181L180 48H181V43H182V42H180V40H182V37L187 36L186 34L185 35ZM204 34H206L208 36L207 41L209 40V42H206V39L204 37ZM223 34H224V37L222 36ZM8 35H11V36H8ZM48 35H50L49 36V39L51 37H52V39L50 40L51 41L50 42V45H49V43H47V46H45L46 45L45 43L46 42H49V41L46 40L47 37H48ZM17 36H18V38H17ZM207 36H206V38H207ZM215 36H217V38ZM219 36H222L223 38L220 39ZM227 36H229V35H227ZM7 37H6V39H7ZM65 37L63 38L64 40H63L62 43H65L64 41H66V39H67V37H66V39H65ZM218 37H219V39H218ZM97 38H100V40L98 41ZM18 40H20V41H18ZM38 41H39V44H38ZM222 41H225V42L223 43ZM59 42L60 43H58V44L59 45L60 44L62 45L61 41H59ZM112 42H109V43L113 45L114 44V41H112ZM7 43H8V45H10L9 42H7ZM41 43H42V45H41ZM184 43H185V46L183 45ZM188 43L183 40V44H182L183 46L182 47H184V48L187 47L186 44H188ZM0 44H1V42H0ZM4 44H5V42H4ZM4 44L2 42V45H4ZM110 44H109V47H110ZM66 45L67 44H65V47H68L69 46V45H67V46ZM89 45H90V49H89ZM99 45L100 44H98V45L96 44V46L94 45L93 47H96V48L97 47H101L102 44L100 46ZM174 45H176V44H173V47L176 48V46H174ZM201 45H202V43H201ZM33 46H35V45H33ZM106 46H104V48ZM189 46H191V44ZM193 46L194 45H192V47ZM249 46H251V48ZM41 47H40V49H41ZM68 48L71 49V50L73 49V47L70 48V46ZM68 48H67L66 51L69 52V49ZM112 48H114V47H112ZM175 48H173V49H175ZM197 48H204V46H201V47H198L197 46ZM46 49H48L49 52L48 51L46 52L45 51ZM98 49H100L101 53L103 52V48L102 47L101 48H98ZM109 49L107 51H109ZM137 49L138 48H136V51H137ZM177 49H176V52L177 53H175V54L173 53L175 50L173 51L172 48L169 49L168 52L170 53V56H171V54L172 55L178 54L179 51H177ZM194 49H196V48H194ZM71 50H70V54L73 55L72 54L73 52L71 53ZM92 50L93 51L95 50L96 53H97V51H99V50H97L95 48L91 49V51ZM110 50H112V49H110ZM138 50L139 51L142 50V52H143V49H141V48L138 49ZM170 50L173 51V52L171 53ZM183 50L185 51V49H183ZM190 50H192V49L190 48ZM190 50L188 49L187 51H190ZM38 51L42 55H43V53H47L48 54L51 51L52 52V55H48V57H45L44 56L45 59L48 58L45 61V59H42L41 58L42 55H41V57H37L39 53L38 54H36V53ZM64 51H65V49H64ZM74 51H75V48H74ZM100 51L98 52L99 56H100ZM113 51H111V52H113ZM116 51H117V49H116ZM187 51H185V54H186ZM166 52L167 51H165V53ZM168 52L166 54H168ZM182 52L183 51H181L180 53H182ZM53 53H56V55H58L57 58H55L56 56L53 55ZM60 53H62L61 56H60V59H62L61 57L63 56V53L64 52L63 51L62 52L60 51ZM103 53H106V56L108 54V52H106V51H104ZM34 54H36L37 56H35ZM70 54L68 53V54H64V55H66V58H69L68 55H70ZM159 55H160V58H162L161 59L162 62H160V63H163V61H165V63H163V67L161 66L164 69V72L165 73L164 72H159L161 70H159L160 69L159 68L160 66H158V63L159 62L157 63V61H156L155 64L158 66L159 69L157 67L156 68L159 71L156 68H155V71L154 70H150L153 67H151V68L149 67L150 69H147L148 68L147 67V64L149 66V65H151V63L150 64L149 63L146 64V62H145L146 59H145V61L143 63L146 64V65H144V67L145 68L147 67L146 68L147 69V72L150 70L148 73L154 72V74H155L156 72H158L160 74L161 73L162 74L163 73L166 74L167 72H169V70H170V67L169 66H167V68H169V70H167V68L165 70V67H166V64H167V60L165 58H168V60H170L169 54L167 56H165V58L163 57L164 55H162L161 53L158 54V60L160 61ZM178 55H180V54H178ZM178 55H176V56H178ZM188 55H189V57H191L190 53ZM195 55H192L193 58L194 57L196 58ZM113 57L114 58H117L118 56L117 57L112 56V58ZM120 57H121V59L123 58V56H120ZM180 57H181V55H180ZM185 57H186V55H185ZM17 58H19V61L17 60ZM66 58H64L66 62L71 61L70 59H67L66 60ZM101 58L99 59V62L98 63H103L102 62V61H104L103 59L105 58L107 60L109 58V55H108L107 58L105 56L104 57L101 56ZM119 58L116 61L121 60ZM156 58L154 60H156ZM259 58L260 59L262 58L263 60L261 59L262 60L261 61ZM36 59L37 60L39 59V61H37ZM85 60H86L85 58L83 60L81 59V61H83V65H84ZM110 60H112V59H110ZM188 60H189V62L190 61H193L192 57H191V60L190 59H188ZM33 61L34 62L37 61L35 63V65H38L37 67H40V68H36L35 65L32 63ZM168 62H171V61H168ZM49 63H45V64H48L49 65ZM53 63H55V64H53ZM183 63L185 64V61ZM31 64H33L34 66H32ZM124 64L125 63L123 62L122 65H124ZM178 64H176V65H178ZM191 64H192V62L189 63V65H191ZM48 65H47V67H48ZM83 65H81V67ZM85 65H86V62H85ZM122 65H120V66L122 67ZM168 65H169V63H168ZM172 65H174V63L171 64V70L170 71H172L173 68H175V65L173 66V68H172ZM19 66H20V68H19ZM30 66L32 68L35 67L36 69L35 68H33V69L30 68ZM65 66L67 67L68 64H65ZM180 66L181 67H184V66H182V62L180 63ZM81 67H79V68H81ZM114 67H118V66L115 65ZM121 67H119V70H120ZM177 67L178 66H176V68ZM2 68H4V67H2ZM69 68L70 69L72 68L73 70L76 69V68H74L72 66H69ZM124 68H125V66H124ZM186 68L188 69V67H186ZM189 68H190V66H189ZM1 69H0V71H2ZM34 69L35 70H37V69L39 70V71H37L38 73L36 72V74L38 76H40L39 75L40 73L42 74V78L44 80L42 79V81H40V82L41 83L42 82L43 83H46V84H44V85H46V87H47V84H48V87L49 88L47 87V89H46V87L44 86V88H45L44 89L41 86V85H43V83L40 84V82L38 81L39 84H40V85H38V82L36 84V81H35L34 85L35 84L36 85L34 86V89H33L32 88V84H30L31 82L29 83V81H31L30 79H28V83L24 82V81H27V79H26L27 78L26 77V73L27 72L28 73L29 72H32L33 73V70ZM113 69L115 71H118V70H116L117 68H113ZM28 70H30V71H28ZM69 70H68V72L71 71V70L70 71ZM121 70H122V72L127 71V70H124L123 71V69H121ZM75 71H74V73H75ZM128 71H129V69H128ZM68 72H66V73H68ZM99 72H100V70H98L97 74H100V73L102 74L103 72L106 73L107 71H104L103 70L100 73ZM109 72H111V71H109ZM66 73H64L63 75H65ZM76 73H77V71H76ZM113 73L114 72H112V73H108L107 72V74L110 75V77L109 76H106V74H105V77H104L103 74L100 75V76L97 75V74H95V77H97V78H96V80L94 79V82L93 83H96L97 85L99 84V89L93 83H91V85L89 83H88V85L86 84V87L87 88H90L92 85H95V86H92L91 89H93L95 87V88H97V89H95V91L96 90L97 91L98 90H102V92H103L102 86L100 87V84L102 82L101 83H98V80L101 77V79H100L101 81H102V78H103V80L106 78V80L108 79L107 81H110L111 78L114 79V74ZM158 73L156 75H154L153 73H151L149 75H152V76L154 75L155 78H161V75L159 74L160 75V77H159ZM170 73H172V72H170ZM69 74H66V76L68 75L67 77L65 76L66 79H67V83L68 84L65 83V81H64L62 83L63 84L65 83V85H63V86L61 85L63 87V91H64L63 92L64 93L63 95L64 96L62 95V91H61L62 89L59 88V92L61 91V94H59L57 92L58 94H54L56 97L54 95H52L53 101L51 100L49 103L47 102L48 104H46V105L51 106V104H52L51 102H54L55 103V104L53 103L54 104V108L58 104L56 106L55 110L56 109L57 110H59V109L62 110L63 117H66V115L68 113V112H66L65 109H63L64 105L66 106V104H64V101H66V100L69 101L71 97H72L71 99L73 100V94H75V92H73V94L71 92V95L72 96H67V92H68L67 90H69V91H75L77 88H78V91L80 90L79 87L77 86L78 84L75 83L73 85V82L75 80V78H74V75L75 74H73V76H70ZM111 74L113 75V77H111ZM33 75L36 76L35 74H33ZM84 75L82 74L83 77H84ZM157 75H158V77H156ZM29 76H31V73H30ZM69 76H70V78H68ZM16 77H17V75H16ZM61 77L63 79L64 76L61 75ZM65 77H64V79H65ZM107 77H109V78H107ZM154 77H152V78H154ZM31 78H32V76H31ZM36 78L38 79L37 76H36ZM40 78L41 77H39L38 80H40ZM72 78L74 80L71 81L70 79H72ZM84 78H86V76ZM3 80H1L0 82H3ZM47 80H50V79L47 78ZM54 80H55V78H54ZM106 80H105V82H106ZM85 81L87 82V79H85ZM115 81H117V80H115ZM5 82H7V81H5ZM71 82H72V84H70ZM75 82H78V81H75ZM66 84H67L68 87L67 88H64V87H66ZM105 84H108V83L106 82ZM49 85L51 86L52 92L50 90V86ZM71 85H73V86H71ZM83 85H84V83H83ZM89 85H90V87H89ZM38 86H39V88L43 89V92H41V89L38 90V92H36V89H38ZM74 86L75 87L77 86V87L75 88ZM69 87L72 90H70ZM107 87H108L109 90L112 88V87H110L109 84H108ZM100 88H102V89H100ZM65 89H66V91H65ZM73 89H75V90H73ZM91 89H90V91H91ZM2 90H6V89H2ZM56 90H58V89L55 88V91L54 92H56ZM154 90H156V89H154ZM47 91H45V93ZM78 91L76 90V93H78L79 96L77 94H75V95H77V98H76V96H74V97L76 99H79V101L80 100L81 101L84 100L83 102H80L83 105V103L86 102V100H87V99H83V98H85V96H86V98H88V97H87V95H85V92L83 94L82 92H80V91L78 92ZM151 92H154L153 89L150 91V93ZM158 92L160 93V91H158ZM150 93H147V94L149 95ZM154 93H156V92H154ZM154 93H151V94H154ZM0 94L2 95L1 90H0ZM145 94H146V92H145ZM57 95H59L58 97H60V95H61L64 98L63 99H61L62 97L61 98H58ZM68 95H70V94H68ZM81 95H84V97L82 98ZM66 96L67 97H70V98L66 99L67 98ZM193 96L195 97V105H196V102H197V104H199V102L196 101V98H198L197 95H192V97ZM78 97H80V98H78ZM159 97H161V95ZM143 98H142V100H145V97H143ZM59 99L61 101H59ZM159 99H161V98H159ZM7 100H8V98H7ZM55 100H57L58 102L55 101ZM62 100H64V101H62ZM142 100L136 101L135 104L137 105V108L139 106H141V103L140 102H142ZM190 100H191V98H189L188 104H189ZM76 101H78V100H76ZM151 101L153 102L154 99H152ZM60 102H62L63 104L60 103ZM147 103L148 102H143L144 105H143V107L141 106L142 109H144V107L147 105ZM193 103H194V101H193ZM53 104H52V107H53ZM61 104L63 106V107H61L62 109L59 108ZM0 105H1V102H0ZM4 105H6V104H4ZM82 105H81V107H82ZM136 105H134V107H132V108H135ZM149 105H152V103H149L147 105V112L145 111L146 107H145L144 111L142 109L140 110V114H142L143 117H144L145 114L149 113V110L153 109L152 108L153 105L151 107ZM195 105H194V107H196V106L199 107V105H196V106ZM19 106H18V108H19ZM37 106L39 107V105H37ZM81 107H79V108L81 109ZM192 107L193 106H191V108ZM5 108H6V106H5ZM18 108H17V110H20ZM130 108H131V106H130ZM37 109L40 110L39 108H37ZM37 109L35 111H37ZM43 109L41 107V110L44 113L45 110H43ZM139 109H140V107L138 108V110ZM196 109L197 108H194L193 110H196ZM21 110H20V113H22ZM50 110H47V111H49V115H50ZM52 110L55 111L54 109H52ZM57 110L55 111L56 113H58V114L61 113L60 110H59L60 112L57 111ZM129 110L130 109H128V111H126V112H129ZM135 110H136V108L133 109V110H130V112L131 111H134L135 114L136 113H139V112H137L138 110H136V111ZM199 110H201V105H200V108L198 109V111ZM0 111H1V108H0ZM2 111L4 112L3 109H2ZM11 111L13 112L14 110H11ZM114 111L116 113V110H114ZM119 111H120V113H118ZM119 111L117 112V115L120 114L119 116L122 117L121 110H119ZM46 112L44 113V115L46 114ZM63 112L66 113L65 116H64ZM122 112L125 113L123 111V109H122ZM143 112H145V114ZM197 112H195V114ZM16 113H17V111H16ZM43 113H41V114H43ZM199 113H201V111ZM52 114L50 116H52ZM110 114H112V113H110ZM135 114L134 115L132 114V115L134 117L136 116V118H139V117L142 116L140 114H138V115H135ZM38 115H40V114H38ZM47 115H48V113H47ZM128 115H129V113L127 114V116ZM132 115H129L130 116L129 118H131ZM197 115L199 117V115H201V114H197ZM48 116H46V117L49 118L50 116L49 117ZM110 116H109V118L111 120L113 117L111 118ZM137 116H139V117H137ZM41 117H42V115H40V117H38V118L40 119ZM124 117H125V115H124ZM143 117H142V119H144ZM105 118L106 117H104V119ZM115 118L116 117H114L113 119L115 120ZM118 118L119 117H117V120H115V121L112 120L111 122H114V123L116 122L115 124H118L119 123L118 127H116V128L123 129L122 126L120 125V122H117L118 121ZM104 119H101L100 118L101 121L104 120ZM120 119L121 120L124 119L123 121H128L127 118H126L127 120H125V118H123V119L120 118ZM135 119H133V118L132 119H129V120H131L130 123L134 124L135 127H137V126L139 127L141 122L139 121V119H137L138 121L135 122ZM142 119H140V120L142 121ZM42 120H44V119L42 118L41 121ZM45 120H47V119L45 118ZM84 120L85 119H83L82 122L85 123V125H86L87 122H88L87 121L88 119L86 120L87 122H85ZM110 120H108V118H107V121L105 120L107 122L106 124H108V122ZM121 120H119V121H121ZM105 121H102V122L104 123ZM111 122H110V124H111ZM196 122H198L197 124L200 123L198 121V119L195 121V123ZM42 123H43V121H42ZM46 123H47V121H46ZM48 123H50V122H48ZM98 123H101V122H98ZM114 123H112L113 125L111 124L110 127L114 126L115 125ZM135 123L137 124V126L135 125ZM94 124H97V123L94 122ZM142 124H143V126H142ZM142 124H141V126L143 128L141 126L139 128V129L142 128L141 132L143 131L144 126H145L144 123H143V121H142ZM50 125H51V123H50ZM79 125L81 126L82 124H79ZM89 125L88 124L86 125V127L87 126L89 127V130H90V128H92V127L94 128L95 127L92 124V122H90ZM97 125L99 126V124H97ZM105 125L103 126L104 128H105ZM108 125H106V128H108ZM44 126H46V128H47L48 125L45 124ZM51 126H50V129H51ZM98 126H96V127L97 128H100ZM115 126H117V125H115ZM115 126L113 127V129H115ZM131 126H132V128H135V127H133V125H131ZM74 127L75 128H78V126L76 127V125ZM82 127H84V125ZM82 127H80L81 130H82ZM86 127H84V128L87 129ZM110 127L107 130H109ZM145 127H147V126H145ZM194 127H198V126L195 125V126H193V128ZM75 128H72L71 130H74ZM93 128H92V130L96 129V128H94V129ZM147 128H148V130L145 128L147 131H144V132L145 133H148V132L150 133L151 132L150 131V128L149 127H147ZM193 128H192V130L195 129L194 130L195 133L194 132L193 133L196 134V128H194V129ZM199 128H202V126L199 125V127L197 129H199ZM100 129H102V127ZM135 129H136V131L138 130V128H135ZM69 130H68V132L66 131V133L68 135H69ZM71 130H70V132H71ZM96 130L99 131V129H96ZM116 130H118V129H115V131ZM100 131L98 132L99 135L101 134ZM110 131H112V128L109 130V132ZM125 131H126V128H125ZM81 132H86V131L82 130ZM102 132H104V130ZM114 132H113V134L111 133L112 136L114 135ZM132 132L130 130V133H132ZM93 133H94L93 134L94 135L93 137L95 138V141H96V138H98L97 136H99V135H98L97 131H96L97 136L95 135V132L94 131H93ZM126 133H128V132H126ZM130 133L128 134V135H130L129 137L133 136L135 139L137 138V136H134L136 133H137V135H139L138 137L141 136L140 135V131H139V134H138V132H135V131H134V133H135L134 135H132ZM61 134H63V133H61ZM65 134H63L64 137L66 136ZM72 134L73 133L71 132V136H72ZM102 134L104 135V133H102ZM106 134H105V136H106ZM84 135H85V133H84ZM91 135H92V133H91ZM146 135H148V134H146ZM146 135L145 134H142V138L145 137V138H143V140H142V138L141 139L138 138L136 140H140L139 143L140 142L143 143L145 139L148 140V141H145V143H147L149 141L151 142L152 141V137L154 135L152 134V136H150L151 133H150L149 136H146ZM57 136L58 135H56V137ZM108 136L112 138V136H110V134ZM81 137H82V133H81V136L79 137V139ZM83 137H82V139H83ZM87 137H90V135L89 136H86L85 135V139ZM93 137L91 136L90 137V140L94 139ZM149 137H151V138L149 139ZM57 138H56V141L59 140V139H61L63 141L62 144H64V139H62L63 136L61 138L60 137L58 139ZM99 138H100V136H99ZM50 139H48V140H50ZM79 139H76V140L78 141ZM82 139L79 140V141H81L80 142L81 144L85 140V139H83V141H82ZM101 139H104V138H100L99 140L97 139L98 141H96V142H94L92 140L91 143H88V142H90L89 139H88V142H87L88 144L87 145H89V144L91 145L94 142L96 144H94L93 147H95V145H97V142H99V145L102 143L100 147L102 149H104L103 142H105V141L103 140V142H102ZM131 139H132V137H131ZM153 139H154V137H153ZM209 139H210V137H208L207 140H205V141H201L200 143L199 142L197 143V141L196 142H193V141L191 142L192 143L191 144L192 146H190V147H191L192 151L190 150L189 153L191 154V152H192L193 155H194V157L191 158V160L193 159L192 161H194V162L191 163L192 164L191 165V168H190L191 170L189 169V167H187L188 165L187 166L185 165V164H189V166H190V161H184L185 163L182 161V163H184L185 167H187L189 169L190 173L192 171L191 174L193 176V179H189V177H188L189 183L187 181V184H189L190 186L189 185L186 186L185 184H182L183 187H184V185H185V187H187V188H185V190H182L181 191L183 193L180 194L178 192L179 193V196H183V198L181 197L182 200L180 201L178 199L179 200V202H178V200H176V197L173 196L175 198L176 202L175 203H173V202L170 203L169 199H168V201H169V204H172L174 206L172 208H170L171 206H169L168 209H167V206L168 205L166 206V208L165 207H163V208L160 207L162 209H160L159 206H158V208L160 209V211H159L158 208H157L158 211H155L154 209L148 210L149 205L152 206L151 203L154 202V201H152L153 199L151 200L150 203H149V201L146 200L147 198H150L148 196H151L152 197V195H148V196L146 195V194H149L150 193L149 191H148L149 193L147 192L148 189L145 190V191L142 190V192L141 191H135L134 193H136V192L139 193V194L136 193L137 195L136 194H132L131 192H127V194L130 193L131 195H133L132 196V199H133L132 201L130 200L131 199V196L130 195H129L130 196V199H129L128 198L129 196L126 195V194H124L126 191L122 190L123 192H121L120 189L118 188V191L115 190V192L116 191L118 192L117 194L116 193L115 194H112L113 190H111L110 191V195H109V192L106 195L107 197H105V195H104V199H94V197H93V198H90V199L88 198L86 200H81V199H78L77 198V199H72L71 201L69 200L66 203L63 202V203H65V204H63V203H59V201H57V200H55L53 198V193L54 192L53 193L52 192L50 193V192H46L45 191L46 190L45 189L46 188L45 185H48L47 187L49 188V185H51V183H49V182L53 180V182L55 183L58 178H56L55 180L52 179V180L47 181V182H46V179L44 181L42 180L43 182H46V184L45 183H42V182H41V184H39V181H38V183H37V184H39V186H38L39 188H38L37 185L34 186V187H32L30 184H28V186H27L28 178L25 176V174H24L23 171H20L21 174L18 173L19 176H16V177L13 176L16 179V180H14L13 183L12 182L9 183L8 182L9 180L6 179L7 177L6 178L5 177H3V178L0 177V178H2V179H0V182L2 180V183L3 184L6 181H7V183H9V187H11L10 188L11 190L9 189V193L12 192L11 194H9L10 197L9 196H6L7 197L6 199L2 198V196H3L2 193L3 192L1 193V197H0V198H2V199L5 200V201H2V202L0 200V264H264V195L261 196L262 195V193H261V195H258L257 196V199L255 201L253 200L254 197L252 195H250L252 197V198H250V196H249V198H248V200H251V201H248V202H251L250 204L245 199L248 205L243 206V207L242 206H238V203H239V205H243V201L245 202V200H243V198L240 199V197H242L241 195L243 194L242 192L244 190L243 191L242 190L236 191V189H237L236 187H235L236 188L235 190H232L234 188H230V187L231 186L233 187V185L235 183V181L233 180V178H231L230 181L233 180L234 183L233 182L229 183L228 178L226 179L221 174H218L216 171L212 170L211 165H210L211 163H208V162H212L211 161L212 160V146H211V143L212 142H210L211 139L210 140ZM48 140H47V142L49 144V141ZM65 140H66V137H65ZM54 141H55V139H54ZM56 141L53 142V144L56 143ZM72 141L73 140L71 138L70 142H72ZM77 141H76V143H77ZM108 141H110V140H108ZM134 141H133L132 144H130V146L132 145L133 147H135L134 145H136L138 141H135V142ZM194 141H195V139H194ZM47 142L46 143L44 142V144H47ZM60 142L61 141L59 140V143L58 144H60ZM67 142H69V141L67 140ZM114 142H115V140H114ZM110 143H111V145L114 144L113 142H110ZM145 143H143V144L145 145ZM51 144H52V141H51ZM120 144H122L121 141H120ZM120 144L118 142V147H117L118 150L116 148L117 145H115V148H116L115 150L119 151V153L124 151L123 146H122L121 149L119 148L121 146ZM128 144L129 143L124 144V147L126 145H128ZM149 144H150V146H152L151 143H149ZM149 144H147V145L149 146ZM64 145H66V144H64ZM69 145H71V144L69 143ZM72 145L76 146V144H72ZM87 145H86V141H85V146H87ZM99 145L96 146V149L94 148V150H93L94 152L92 151V152H89V154H88L87 151H85L86 154H87V155H85V156H87L86 158H88V156L91 155L93 159L90 158L91 156L88 159H91L90 161H92V160L94 161L95 158H96L95 157L96 156V151L97 150H100ZM107 145H109V144H105V146H106L105 148L106 149L111 148V145H109L110 147L107 146ZM54 146H55V144H54ZM54 146H53V148H54ZM79 146H80V144H79ZM137 146L139 148L141 147L139 145H137ZM56 147H57V145H56ZM91 147H92V145H91ZM161 147H163V146H161ZM190 147H189V149H190ZM64 148H66V146ZM67 148H69V147H67ZM88 148H89V146L86 147V149H88ZM149 148H151V147H148V149ZM166 148H164L165 149V152L167 151V153H164L165 156L166 155L169 156L171 154H173V155L175 154V153H171L173 151L170 149V147L167 148L169 150H167ZM176 148L174 147L175 150H176ZM178 148H180V146ZM60 149H57V150H60ZM79 149H78V151H79ZM122 149H123V151H120ZM125 149H127V146H126ZM161 149L162 148H160L158 151L160 152ZM189 149H185V150H189ZM11 150L17 151V149H15V148L12 149L11 148L10 150L8 149L7 154H10V155L12 154L13 155V158L15 157V155L17 157V154L14 155V152L15 151L14 152L13 151L12 152H9ZM57 150H55V151H57ZM76 150L74 148V151L75 152H76ZM84 150H83V152H84ZM103 151H106V150L105 149L102 150V151L100 150V153L103 155V159H104V158H107V157H104V155L106 153L103 152ZM162 151H163V149H162ZM81 152H82V150H81ZM110 152L113 154L112 150ZM71 153H72V149H71ZM77 153H80V152H77ZM77 153H75V155H73V159L80 161V158H82V157L79 156V154H77ZM114 153H115V151H114ZM156 153H157V151L155 152V154H154L155 156L154 157L152 156L149 159L145 157V159H148V160L145 161V159H144L143 161H145V163L147 165L154 164L156 166L157 171H160V173H161V171H163V176H162V173L160 175L159 172H158L159 174H156V175H160V177H161L160 179H163V180H160L159 177H158L159 180H157V181H162L161 183L163 184L167 180V182L165 184H169V183L170 184H173V186L171 185L172 187L170 185L169 186L171 187V190L172 189L174 190V185H175L174 184V181L176 180V178L174 179V176H173L174 173L172 174V172L170 171V167L167 166V160H166L165 156H162L159 153L157 155ZM189 153H187V154H189ZM101 154H100V156L97 155V157H102ZM10 155L9 156L6 155V158L12 157ZM107 155L108 154H106V156ZM120 155H122V153ZM149 155H150V153H149ZM74 156H76V157H74ZM77 156H79L80 158L79 159H75V158H77ZM108 156H109V158H111L110 155H108ZM118 156L116 155V157H118ZM146 156H148L147 153H146ZM157 156H158V158H157ZM113 157H114V155L112 156V158ZM153 158H155V159H153ZM16 159H15L16 160V163L13 160H12L13 163L10 162L11 165L8 163V161H7V163L6 162H4V163L7 164L11 168V169L9 168L10 170H12V167L11 166H13V170H15L16 167H18L17 166L18 158H16ZM83 159H84V156H83ZM83 159L81 161H83ZM98 159L99 158H96V160H98ZM103 159L100 158V160H103ZM9 160H11V159H9ZM84 160H86V159H84ZM114 160L116 161L117 159L115 158ZM79 161L78 162L75 161V162L78 164ZM86 161L88 162V160H86ZM248 161H250V160H245L244 162H248ZM99 162L96 161L95 163H97V165H98ZM14 163H15V166H14ZM86 163H84L83 165H85ZM93 163H91L92 164L91 165V168L93 166H96L98 168L95 167L93 169H90L91 172L90 173H87V174L86 173L82 174V172H81V175H84V176L87 175V177H88V175L89 174L91 175V173H92L93 174L92 176H94V174H95L94 177L97 176L95 178V180H96L97 178L99 179L101 177V175H102L101 172L103 171L102 170L103 168L101 167V165L104 166V164H107L108 162H105V163L103 162L104 163L103 164L102 161H101L99 163V164H101L100 166L99 165L98 166L97 165H94ZM259 163H260L259 165L262 167L261 162H259ZM79 164H82V163H79ZM116 164H118V161H117ZM257 164L255 166H257ZM7 165H5V166L2 165L3 168H1V167L0 168L1 169H4V170L5 169H8L7 168ZM18 165H20V164L18 163ZM107 165L110 166V163L107 164ZM85 166H87V165H85ZM85 166H83V167L85 168ZM105 166H104V168H105ZM260 166H257V168H259ZM4 167H6V168H4ZM20 167H21V165H20ZM78 167H80V165ZM87 167H89V166H87ZM99 167L101 168V171H99ZM106 167H107V170L106 171H108V168L109 167L108 166H106ZM112 167H111V169H112ZM81 168H82V166H81ZM257 168H256V171L259 172L260 169H262L263 167L262 168H259V169H257ZM94 169H95V171H93ZM4 170H1L0 173L1 172H4V174H5V171ZM10 170H6V171H8V173H10L9 172ZM13 170L11 172H14ZM83 170L86 171L87 168L86 169H82V171ZM110 170L108 172H111ZM118 171L120 172V170H116V172H114V173H117ZM79 172H80V169H79ZM79 172H78V174L76 173L77 176H79ZM164 172H166V175L165 176H164V174H165ZM169 172H171V173H169ZM258 172L256 174H259ZM96 173H98V174H96ZM1 174H3V173H1ZM71 174H74V173H71ZM107 174H109V173H107ZM110 174H112V173H110ZM13 175H16L15 172L13 173ZM104 175L105 174H103L102 176H104ZM75 176L71 175L68 181H71V177L73 179ZM84 176H83V179L85 178ZM113 176H114V174H113ZM185 176L186 175L184 174V179H185ZM8 177L10 178L12 176H10V174H9ZM68 177L69 176H67L66 179ZM154 177H155L154 179H156L157 176H155V174H154ZM162 177H164V178H162ZM170 177H173V179H174L173 180L171 178L173 180V181L171 180L172 182L169 181ZM61 178H59L58 180H61ZM75 178H77V177H75ZM179 178H181V176L179 177V175H178V178L177 179L179 180ZM238 178H239V176H238ZM244 178H241V176H240V179H244ZM5 179H6V181H5ZM86 179H88V178H86ZM98 179L96 181H98ZM101 179H102V177H101ZM12 180H13V178H12ZM178 180H176V181H178ZM180 180H182V179H180ZM91 181L93 182V180H91ZM151 181L149 183H151V184L153 183L152 185L157 188L158 187L157 186L158 184L156 185V183L154 184V182L153 181L151 182ZM154 181H156V180H154ZM247 181H248V178H247ZM247 181H245V182H247ZM178 182H180V181H178ZM182 182L185 183L186 181L184 180ZM192 182H193V184L191 185L190 183H192ZM224 182L227 185L229 184L228 186L227 185H225V186H227L226 188H228V189L230 188L229 190L231 192L225 188L226 189V192H223V193H226V195L222 193L224 195L223 196V195H221V192H220V190H222V189H219V188H224L225 187V186H223L224 185ZM2 183H1V187H0L1 189L3 188V186H2L3 184ZM158 183H160V182H158ZM237 183H235V184H237ZM55 184L53 185V187L59 185V184L57 185V182ZM151 184H149V185L151 186ZM160 184H159V186L162 185V184L161 185ZM4 185H6V184H4ZM40 185H44L45 186L44 191H43V189H40ZM182 185H180V186H182ZM256 185L258 186V184H256ZM153 186L151 187L152 189L154 188ZM162 186L165 187V185H162ZM188 186L189 187L192 186V187L190 189H188L189 188ZM221 186H223V187H221ZM262 186H263V184H262ZM262 186L259 183V186H258L259 189ZM27 187H29V188H27ZM30 187H32V188H30ZM53 187H52V185L50 186V188H53ZM183 187L182 188L180 187V188L183 189ZM5 188L6 187L4 186V189ZM34 188H35V192L32 191ZM42 188H43V186H42ZM156 188H154L153 190L150 189V190L153 191V194L154 195L155 194L157 195V193L159 194L160 191H161L160 187H158L159 188L158 190H160L159 192L156 190ZM4 189H3V191H5V193L7 191L6 195H8V190H4ZM38 189H40V190H38ZM115 189H117V188H115ZM175 189H177V187H175ZM225 189H223L222 191H225ZM263 189H264V186L260 190H263ZM48 190L51 191L50 189H48ZM0 191H2V190H0ZM14 191H15V193H14ZM16 191H18V192H16ZM239 191H241L242 194H239ZM119 192H120V194L121 193H123V194H121L119 196ZM154 192H156V193H154ZM232 192H234L235 195L237 194L236 197H238V198L234 197L235 195H233V196H231L232 199H230L229 198L230 197L229 195H232L233 194ZM259 192L260 191H258V193ZM161 193H162V191H161ZM164 193H167V191L165 190ZM227 193H228L227 201L226 200L224 201V199H226ZM229 193H231V194H229ZM263 193H264V190H263ZM140 194H142V198H143V195L144 194H145V197L147 196V198L146 199L144 198V199H145V201L148 202V205H146V206H148V208L145 207V209H143V208L141 210L138 209L140 207H144V204H146L145 202L144 203L142 202L143 203V206H141V205L138 204L137 199H139V203L141 204V201H140L141 196L139 198H136V196H138ZM169 194L167 195V197L169 196ZM117 195L119 196V198L122 196L121 197L122 199L126 195L127 198L129 199L128 201L129 202L130 201L133 202V204L130 202L132 205H134L135 204V201H136L137 204H138V206H137V204H135L133 206V208L136 207L137 210L132 209L131 206H130L131 209H128V207H127L128 205L127 204L124 205V203H123L124 206L122 205L123 206L122 208L121 207H117V206H119L118 204L120 203V202L119 203L116 202V200H118V197H116ZM174 195H176V194L174 193ZM222 196L224 198H222ZM165 197H166V195L164 197L161 196V198H164V199H165ZM170 197H171V195H170ZM95 198H97V197H95ZM142 198H141V200H143ZM156 198L158 200V197H156ZM164 199H162L163 202H164ZM228 199H230L232 201V203L230 201V204L231 205L233 204V200L234 199L236 201V203H234V205L236 206V208L234 206L233 207L230 206V208L227 207V208H229L228 212H230L232 210L231 211L232 214H231V212H230V214L227 212L226 207L224 205V202L225 203L227 202L226 205L228 204V202H229ZM237 199L239 200V202H237L238 201ZM125 200H127V199L125 198ZM160 200H158V201H160ZM170 200H172V198ZM113 201L117 204V206H115V204H112V203H114ZM165 201L167 202V200H165ZM122 202H123V200H122ZM163 202H162V205H160V206H163V204L165 203V202L164 203ZM159 204H161V201H160ZM230 204H228V206ZM125 206L127 207V209L125 208ZM3 207H4V209H3ZM151 208H153V207H151ZM231 208H234V210L231 209ZM225 251H229L232 254V257L234 259V261L232 263H227L225 260H223L222 254Z\"/></svg>",
	"mask_w": 264,
	"mask_h": 264
}]
</instances>
